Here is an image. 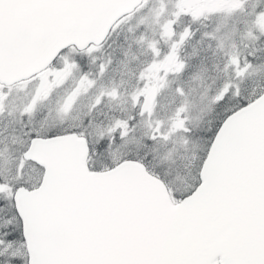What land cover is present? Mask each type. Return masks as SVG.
Segmentation results:
<instances>
[{
	"label": "snow or ice",
	"instance_id": "obj_1",
	"mask_svg": "<svg viewBox=\"0 0 264 264\" xmlns=\"http://www.w3.org/2000/svg\"><path fill=\"white\" fill-rule=\"evenodd\" d=\"M0 264H264V0H0Z\"/></svg>",
	"mask_w": 264,
	"mask_h": 264
}]
</instances>
